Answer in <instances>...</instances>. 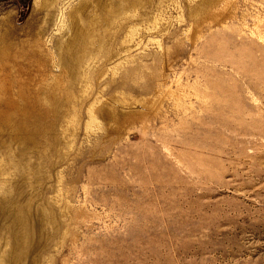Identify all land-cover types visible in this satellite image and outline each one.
<instances>
[{"label":"rangeland","instance_id":"obj_1","mask_svg":"<svg viewBox=\"0 0 264 264\" xmlns=\"http://www.w3.org/2000/svg\"><path fill=\"white\" fill-rule=\"evenodd\" d=\"M0 264H264V0H0Z\"/></svg>","mask_w":264,"mask_h":264}]
</instances>
